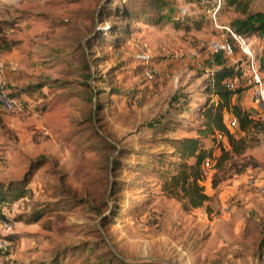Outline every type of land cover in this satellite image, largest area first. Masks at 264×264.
<instances>
[{"label":"rangeland","instance_id":"374dc122","mask_svg":"<svg viewBox=\"0 0 264 264\" xmlns=\"http://www.w3.org/2000/svg\"><path fill=\"white\" fill-rule=\"evenodd\" d=\"M189 1L0 0V24L14 20L0 61L24 106L0 112V198L13 223L0 264H264V135L245 134L241 154L225 142L221 162L212 152L201 208L183 211L158 178L178 161L172 142L195 138L198 104L218 102L210 45L228 40L236 16ZM255 51L263 75L264 38Z\"/></svg>","mask_w":264,"mask_h":264},{"label":"trees","instance_id":"16d2710c","mask_svg":"<svg viewBox=\"0 0 264 264\" xmlns=\"http://www.w3.org/2000/svg\"><path fill=\"white\" fill-rule=\"evenodd\" d=\"M248 1L222 0L220 9L225 5L228 9H233L236 15L226 28H229L236 34L244 36L255 35L263 38L264 11L250 12ZM189 3L193 2L190 0ZM196 3L199 4V0ZM100 10L104 12V8H100ZM13 23V15H11V19H7L0 24V34L10 30ZM227 41L230 42L229 39ZM13 46L14 42H10L4 38L0 39V51L8 52ZM234 54H238L236 48H234ZM212 56L217 70L212 75L211 89L213 95L218 98V102L213 105L210 104V101L198 104L197 113L199 119L194 130L195 138L184 137L174 140L172 142L173 149L178 161L168 162L167 166L161 168L158 174V178L162 181V192L178 201L183 211L201 208L209 200L201 185L203 180L202 163L206 156H212V152L218 150L221 153L219 161H224L227 159L229 153L225 150V142L232 153L241 154L246 149L245 134L255 133L264 135V119L255 117L251 112L244 111L237 104H234L237 101L240 90L229 92L223 88V81L239 76L241 71L236 70L234 65L227 64L230 59L223 52L213 54ZM104 93L106 94V91L101 92V95ZM11 95L15 97L13 94ZM92 95L93 91H90L87 97L90 99ZM101 104L102 102L99 101L94 109L101 107ZM226 114H232L237 118L238 124L235 129L238 134H242L243 136L237 138V133L231 132L226 127ZM217 135H221L222 139H217ZM206 137L211 138L209 146L202 144L201 140ZM7 205L0 198V207H6ZM111 264L128 263L114 258Z\"/></svg>","mask_w":264,"mask_h":264},{"label":"built area","instance_id":"2783aa9c","mask_svg":"<svg viewBox=\"0 0 264 264\" xmlns=\"http://www.w3.org/2000/svg\"><path fill=\"white\" fill-rule=\"evenodd\" d=\"M210 2H212L214 6V13H216L221 7L222 0H199V5L208 4ZM186 13L185 8L180 11L181 16L186 15ZM225 31L230 42H212L210 45L211 52L212 54L223 52L230 60H234L233 64L236 70H240L241 73L237 77L223 81V88L229 92H235L242 88L250 89L252 102L264 110V77L260 73L255 51V46L259 41V37L255 35L244 36L236 34L229 28H225ZM234 48L237 49L238 54L241 56L239 60L234 58ZM189 58L198 60L199 54L192 52ZM145 77L151 80L152 71L147 70L145 72ZM23 111L24 106L16 97H13L9 91L5 69L0 61V112L8 115H17L23 113ZM226 122V127L229 130L235 129L238 124L237 118L232 114ZM217 139L221 140V135H217ZM213 166V157L206 156L202 163L203 179L208 176ZM260 191L264 196V188ZM12 224L11 210L5 206L0 207V253L5 249V238L11 233Z\"/></svg>","mask_w":264,"mask_h":264},{"label":"crops","instance_id":"0c3cea01","mask_svg":"<svg viewBox=\"0 0 264 264\" xmlns=\"http://www.w3.org/2000/svg\"><path fill=\"white\" fill-rule=\"evenodd\" d=\"M18 2V1H21V0H4V2L5 3H12V2ZM260 11H264V10H256V11H253V10H251L250 12H260ZM7 31H10V30H7ZM260 38V37H259ZM264 38V37H263ZM258 43H259V41H258ZM231 62H234V60H230ZM234 64H231V66H233ZM12 68H15L14 66L12 67ZM262 75V74H261ZM263 77H264V72H263V75H262ZM6 77H7V82H8V85H9V80H10V77H9V75H7L6 74ZM246 90V93H248V95L250 96V110H248L249 109V105L248 106H246L247 105V103L245 104H242V106H240L239 105V103H237L236 101L234 102V104H237V105H239V107L242 109V110H244V111H247V112H251L255 117H261L262 119L264 118V110H262L261 108H259L258 106H256L253 102H252V99H251V91H250V89H245ZM243 105H245V107L243 106ZM231 116V114H226V116H225V119H226V121L228 120V118ZM221 194V193H220ZM228 194V193H227ZM255 196H257V195H255ZM218 197H220V198H224V196H223V194H221V195H218ZM259 198H260V200H261V202L264 204V196L263 195H261V196H259ZM263 207V209H264V205L262 206Z\"/></svg>","mask_w":264,"mask_h":264}]
</instances>
